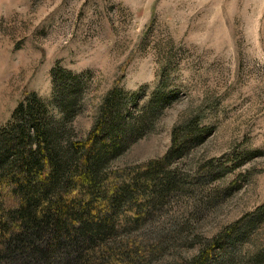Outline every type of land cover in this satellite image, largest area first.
Masks as SVG:
<instances>
[{"label": "rangeland", "instance_id": "374dc122", "mask_svg": "<svg viewBox=\"0 0 264 264\" xmlns=\"http://www.w3.org/2000/svg\"><path fill=\"white\" fill-rule=\"evenodd\" d=\"M54 68L81 80L72 139L114 88L136 117L161 101L111 170L161 159L176 128L200 137L140 230L149 264H264V0H0V128L28 95L53 100Z\"/></svg>", "mask_w": 264, "mask_h": 264}, {"label": "trees", "instance_id": "16d2710c", "mask_svg": "<svg viewBox=\"0 0 264 264\" xmlns=\"http://www.w3.org/2000/svg\"><path fill=\"white\" fill-rule=\"evenodd\" d=\"M51 78L53 100L28 95L0 128V264H149L161 251L140 230L174 189L167 165L200 137L190 143L176 128L161 159L111 170L161 101L136 117L126 104L136 94L124 100L114 88L76 140L68 122L82 97L80 77L54 68ZM204 257L192 264H206Z\"/></svg>", "mask_w": 264, "mask_h": 264}]
</instances>
